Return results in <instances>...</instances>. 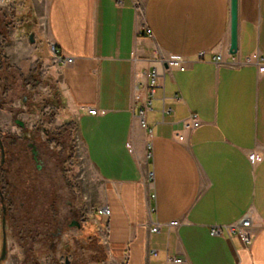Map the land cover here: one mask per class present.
<instances>
[{
  "label": "crops",
  "instance_id": "1",
  "mask_svg": "<svg viewBox=\"0 0 264 264\" xmlns=\"http://www.w3.org/2000/svg\"><path fill=\"white\" fill-rule=\"evenodd\" d=\"M24 4L23 19L45 17L46 39L74 57L60 66V90L108 261L264 264V0H239L236 56L253 59L239 66L227 63L231 0ZM172 54L188 58L185 70L169 65ZM153 70L158 84L144 127L139 113ZM2 206L0 191V214ZM248 214L249 242L212 234Z\"/></svg>",
  "mask_w": 264,
  "mask_h": 264
},
{
  "label": "rangeland",
  "instance_id": "2",
  "mask_svg": "<svg viewBox=\"0 0 264 264\" xmlns=\"http://www.w3.org/2000/svg\"><path fill=\"white\" fill-rule=\"evenodd\" d=\"M24 5L0 0V25L4 20L9 34L5 42L0 38V136L6 153L2 165L0 150V183L8 236L3 264H63L67 258L70 264H111L105 235L92 220L95 209L85 199L87 171L77 157L76 129L56 94L62 68L46 39V18L23 19ZM69 122L66 138L57 137ZM2 246L0 218V256Z\"/></svg>",
  "mask_w": 264,
  "mask_h": 264
},
{
  "label": "built area",
  "instance_id": "3",
  "mask_svg": "<svg viewBox=\"0 0 264 264\" xmlns=\"http://www.w3.org/2000/svg\"><path fill=\"white\" fill-rule=\"evenodd\" d=\"M121 1V0H120ZM148 33L151 34L152 31L151 29H148ZM51 51L54 54V57H56V59L58 60L59 64L61 67H66L69 64L74 62V57L70 56V55H63L58 46L56 45V43L51 42ZM205 51L201 52L198 54V58L202 59L204 57ZM216 61L221 63L224 62V54L221 51L217 52V55L215 57ZM188 61L187 57H184L182 55H178V54H172L170 56V58L168 59V63L170 66L173 67H178L181 70H185L186 69V63ZM253 59L251 57H247L244 59H241L240 57H237L236 54H230V61L227 62L229 65L231 66H239L245 63H252ZM158 84V72L157 70H153L151 72V76H150V82L147 85H144L145 87H147L149 93H150V97H148L146 100L143 101V106L140 109V113H139V118H140V122L141 125L144 127H147V121H146V112L148 109L151 108V104H152V97L155 93L156 90V86ZM140 83L138 84L137 88H140ZM88 112L90 114H98L99 111L97 108L95 107H89ZM190 120H191V126L196 128L198 126L201 125V120L199 119V117L196 114H191L190 116ZM152 132V130H150V133ZM148 149H149V156H152L153 152V144L152 142L148 143ZM154 177L153 172H150V178L152 179ZM98 213L101 215H106L108 216L110 214V209L108 207H101L98 209ZM252 225V218L251 216L248 214L245 217H243L240 221L236 222V223H232L229 225H215L212 227L211 232L214 235H223V233L226 231L229 234L232 233H239L243 240L245 242H249L252 238V235L249 234V232L247 231ZM161 227L160 223H155V225L152 227V231H159ZM169 261L172 262H176L179 263L181 260L178 258L175 259H169Z\"/></svg>",
  "mask_w": 264,
  "mask_h": 264
},
{
  "label": "water",
  "instance_id": "4",
  "mask_svg": "<svg viewBox=\"0 0 264 264\" xmlns=\"http://www.w3.org/2000/svg\"><path fill=\"white\" fill-rule=\"evenodd\" d=\"M238 27H239V0H231V37H230V48L229 52L231 54H237L239 51V42H238ZM31 42H34L33 36H31ZM16 122L21 125L22 127L25 126V123L17 119ZM30 146L32 147V153L33 158L36 162H39V152L36 148L35 143H31ZM0 150H1V164L3 165L5 162V146L3 144L2 138L0 136ZM1 191V188H0ZM3 198V196H2ZM3 246H2V253H1V261H4L7 258L8 254V236L6 231V213H7V207L5 204H3ZM77 225L78 227L81 226L79 222L72 223L71 225ZM63 264H70L69 258L66 259V261Z\"/></svg>",
  "mask_w": 264,
  "mask_h": 264
},
{
  "label": "trees",
  "instance_id": "5",
  "mask_svg": "<svg viewBox=\"0 0 264 264\" xmlns=\"http://www.w3.org/2000/svg\"><path fill=\"white\" fill-rule=\"evenodd\" d=\"M2 25V26H1ZM0 26V38H2L3 39V42H5V41H7L8 40V37H9V34H8V31H7V27H8V24L3 20V24H1ZM3 42L2 43H0V53H3L4 52V46H3ZM5 59H6V57H5ZM57 92L58 93H56L57 94V97H59V99H60V102H61V104H63L64 105V102H63V99H62V95H61V92H60V90L58 91V89H57ZM59 94V95H58ZM48 103V101H46L45 102V104H47ZM72 123V122H71ZM70 122L69 123H67V124H65V125H63L61 128H59L58 129V134H57V137H61V138H66V134H67V132L70 130L71 131V129L72 128H70V125H72ZM68 124H70V125H68ZM70 128V129H69ZM59 139V138H58ZM50 142V141H49ZM65 145H66V143H65ZM0 188H1V191H2V187H1V183H0ZM2 193H1V199H2V204H6L5 203V200H4V198H2ZM0 216L1 217H3V211H2V213L0 214ZM6 220H7V214H6Z\"/></svg>",
  "mask_w": 264,
  "mask_h": 264
},
{
  "label": "flooded vegetation",
  "instance_id": "6",
  "mask_svg": "<svg viewBox=\"0 0 264 264\" xmlns=\"http://www.w3.org/2000/svg\"><path fill=\"white\" fill-rule=\"evenodd\" d=\"M72 223H77L76 221H73Z\"/></svg>",
  "mask_w": 264,
  "mask_h": 264
}]
</instances>
